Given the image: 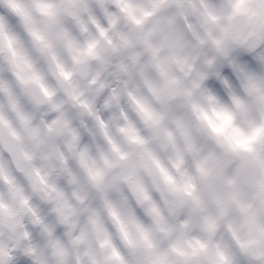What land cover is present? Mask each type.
<instances>
[{
  "label": "clouds",
  "instance_id": "9594fccd",
  "mask_svg": "<svg viewBox=\"0 0 264 264\" xmlns=\"http://www.w3.org/2000/svg\"><path fill=\"white\" fill-rule=\"evenodd\" d=\"M0 264H264V0H0Z\"/></svg>",
  "mask_w": 264,
  "mask_h": 264
}]
</instances>
